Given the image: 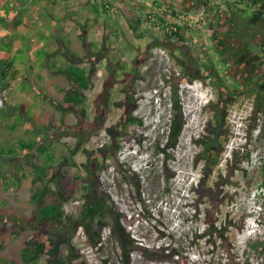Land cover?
Instances as JSON below:
<instances>
[{
  "label": "rangeland",
  "instance_id": "374dc122",
  "mask_svg": "<svg viewBox=\"0 0 264 264\" xmlns=\"http://www.w3.org/2000/svg\"><path fill=\"white\" fill-rule=\"evenodd\" d=\"M233 1L225 0L226 6L219 5L220 10H224L221 21L225 22V29L235 41L229 50L220 48L224 64L217 62L213 49L219 47L206 38V28L200 29L199 23H181L183 33L189 29L188 35H194L197 42L194 49H199L200 45L203 51L208 50L212 62L217 64L222 83L216 82L214 77L201 79L185 73L179 58L186 62V51L181 52L176 45L167 42L155 28H147L143 22L128 24L116 18L112 25L121 30L119 37L107 38V42L114 40L113 47L103 48V42L98 38L102 28L95 29L94 35L90 36V42L100 47L96 59H104V62H100L99 76L95 77L91 90L83 94L85 101L78 106L79 111L73 107L61 110V98L73 90L66 86L48 95L50 98L42 104L43 110L35 112L32 107H22L21 111L13 106L14 99H8L18 97L17 91L13 92L15 88L2 85L0 81V143L28 139L33 136L29 130L36 129L40 142L51 145L52 153L58 158L56 163L62 154L78 147L80 151L73 158L75 166L70 169V174L81 175L88 181L98 180L99 191L110 196L124 216V225L135 238L155 248L177 243L173 246L181 250L183 263L209 264L212 249L206 241L215 240L218 233L213 231L210 235L208 225L215 223L218 228L226 222L232 224L229 237L235 247L233 259L236 264H244L246 260L250 264H264V245L257 251L250 247L257 241L264 244V134L259 133L264 117L254 110L255 95H241L244 86H249L263 74L264 61L256 67H236L227 57V54L233 56L240 47L243 52L259 54L258 45L264 44V26L249 27L247 22L252 10L240 6L246 11L239 13ZM0 2V28L11 36L26 40L21 36L26 33V28L29 31L27 20L30 19L25 10L19 17L12 1ZM177 3L180 4L178 9L188 16L196 11L191 15L196 20L204 14L199 6L191 10L182 0ZM213 3H209L204 14L210 24L215 14ZM7 17L13 21H8ZM25 19L27 22L23 23ZM33 21L38 26V20ZM58 26L49 21L33 28L30 34L34 42L42 43L52 39ZM206 26L209 28L208 24ZM4 38L1 32L0 41ZM6 44L10 43L7 41ZM1 47L4 52L8 49L6 45ZM37 49L34 44L31 46V52L36 55ZM4 52L0 53V71L5 70L2 60L9 57ZM12 52L16 57L15 65H21L20 60L27 55V50L13 49ZM29 84L25 83L26 88ZM225 86L238 93L229 94ZM173 90L181 101L186 123L176 149L168 152L170 158L164 162L165 157L157 154L156 143L165 139ZM77 100L81 101L83 97L78 95ZM128 100V110L131 104L136 105L132 113L136 123L127 128L129 140L119 138L120 149L115 155L114 149L109 148L113 137L107 133V128L114 127V133H117L122 106ZM215 114L223 118V134L217 150L219 163L212 167L199 158L202 148L197 141L210 135L206 128L215 126ZM22 115L29 117V127L18 118ZM13 124L19 125L11 130L9 127ZM38 146L31 152V157L36 156ZM115 157L119 166L115 164ZM29 158L0 156V264H25L21 260L23 241L32 230L28 228L21 238L13 239L9 216L28 219L31 215L32 206L28 200L32 178L27 170L15 171L30 161ZM23 173L26 177H22ZM82 193V183H79L72 199L64 206L67 213L78 215L83 204ZM201 234L205 236L199 238ZM102 239V249H91L86 235L78 228L73 245L81 255L79 261L103 264L107 258L109 264H121L107 229L103 231ZM226 257L219 246L214 251L212 263H223ZM133 258L134 264H145L137 255ZM39 264L46 263L43 260Z\"/></svg>",
  "mask_w": 264,
  "mask_h": 264
},
{
  "label": "trees",
  "instance_id": "16d2710c",
  "mask_svg": "<svg viewBox=\"0 0 264 264\" xmlns=\"http://www.w3.org/2000/svg\"><path fill=\"white\" fill-rule=\"evenodd\" d=\"M232 4L235 6L236 11L242 14L245 13L246 9L252 10V15L247 22L249 27L264 26V0H234ZM154 6L155 9L161 10L165 14H168L166 11H170L171 16L174 18L179 17L178 19H181L184 16L178 11L164 8L159 3ZM240 6H245L246 9L240 8ZM165 14L163 16L152 15L158 21L155 22L153 20L151 22L153 23L152 26L157 31L162 30L164 37L184 39L182 25L168 22ZM258 47L260 49L259 54L245 51L241 55L240 61L251 67H256L262 63L264 61V44L259 43ZM2 61V66H4L5 70L0 71V81L6 80L7 72L14 64V60L10 56ZM64 71L71 78V82L77 85L78 90L73 89L66 95L60 103L61 110H66L69 107L78 110V106L85 101L83 94L92 88L91 79L95 75L96 69L92 67L87 71L72 66L66 67ZM201 79H204V77ZM78 95L83 97V100H77ZM241 95L245 97L255 95L254 110L264 117V72L255 80H252L249 86H244ZM123 104V113L118 122L117 133H114V127L107 128V133L113 137L109 148L114 149L115 155L120 149V139L129 140L127 137L128 126L136 123V118L132 115L136 105L134 103L131 104L128 110L127 105L130 104V101H125ZM167 115L168 123L164 129V142L156 143L157 154L165 157L164 162L170 158L168 152L176 149L186 123L183 107L175 90H173L171 96ZM22 122L25 123V120H22ZM18 125L13 124L9 128L14 130ZM26 127H29L28 124ZM29 132L33 136L28 139L18 138L15 143L9 142L4 145L0 143L1 157L19 159L31 157V152L39 145L36 156L29 158L30 161L25 162L26 164H21L15 170L16 173L27 170L32 178V190L28 200L32 206L30 217L25 219L15 215L9 216V220L12 223L11 235L13 239L18 240L21 238L24 231L28 228L32 230V233L23 241L24 248L21 251L23 263L39 264L44 260L46 264H85L84 261H79L81 255L75 250L73 245L74 234L78 228H81L82 233L87 237L88 246L96 250L102 249V233L107 229L108 237L114 244V250L121 264H134V255H137L138 260L143 261L145 264H188L180 260L181 250L173 246V244L177 243H170L167 246L155 248L146 246L135 238L124 225V216L114 205L110 196L106 192L99 191L100 184L98 180L88 181L81 175L70 174V169L75 166L73 158L80 151L78 147L62 154L58 163H56L58 158L52 153L51 145H44L40 142V134L36 129L29 130ZM259 133L261 135L264 134V124L260 127ZM84 151L86 152V150ZM217 156L218 153L211 152V156L208 157V162L210 160L213 161L211 163L212 167L219 163ZM115 162L116 166H119L117 157H115ZM22 177H26V174L23 173ZM168 178L166 177V180ZM79 183H82L83 204L78 215L74 216L72 213H67L64 210V206L72 199ZM49 225L53 227L47 229L46 227ZM231 226L232 224L226 222L218 226V228L215 223L208 225L207 231H211L210 235L214 234L213 231L218 233L215 240L206 241L212 249L209 264H213L214 251L219 246L227 256L225 261L223 263L219 262V264H236L233 259L235 247L229 237ZM204 236L201 234L199 238ZM218 241L219 246L217 245ZM263 245L262 242L257 241L252 243L250 247L253 251H257ZM109 261L106 258L103 260V264H109ZM244 264L250 263L246 260Z\"/></svg>",
  "mask_w": 264,
  "mask_h": 264
},
{
  "label": "crops",
  "instance_id": "0c3cea01",
  "mask_svg": "<svg viewBox=\"0 0 264 264\" xmlns=\"http://www.w3.org/2000/svg\"><path fill=\"white\" fill-rule=\"evenodd\" d=\"M1 5L0 2V6ZM44 6L48 8L47 10L50 16L41 17L42 15L39 14ZM28 7L31 6L28 5ZM163 7L166 8L165 6ZM66 9V6H52L49 8L46 2H42L32 7L30 10L27 9L25 15H27L30 20H27L29 21L27 22L25 19L23 23L27 22L29 24V31L28 28H26V33L21 34L26 40L11 36L7 31L3 30V28L0 29V33H4L5 36L4 41L3 39L0 41V45H6L8 47L6 52H4V49L1 47L0 53H7L10 58L12 57L14 60L13 67L7 72L6 80H1V83L2 85H10V87L15 88L13 92L17 91L18 97L15 98L14 96H10L8 99H14L13 106L20 108L21 111H23L22 107H32L35 112L43 110L42 104L45 100H48V95L57 93L58 90H62L65 86L73 87V89L77 91V85L71 82V78L64 71L66 67L73 66L87 71L94 67L96 73L91 79L93 86L95 77L99 76L98 71L100 62H104V59L101 61L96 59L100 47L98 45L94 46V43L90 42V36L94 35L95 29L102 28V34L98 38H101L105 50L109 49L110 45L113 47L112 44L114 43V40H110V43L107 42V38L116 39L119 37L121 30L119 31L117 26L115 27L112 25L115 20L93 21L94 18L89 16L90 18L88 21H84V18L81 19L78 16H72L71 18L67 14ZM35 19L38 20V26L32 23ZM49 21L58 23L59 25L52 39H45L42 43L34 42L30 34L31 30L39 26H44V24ZM93 22L94 25H91ZM100 25H102V27H99ZM7 41L10 44H6ZM33 44L38 47V55L31 52V46ZM13 49L27 50V55L20 60L21 65H15L16 57L12 54ZM27 82L30 84L26 88L25 83ZM8 94L10 95L11 93ZM63 100L64 98H61V101ZM2 101H4V98ZM18 118L25 120V123H23L27 126L29 122V117L27 115L25 118L23 115Z\"/></svg>",
  "mask_w": 264,
  "mask_h": 264
},
{
  "label": "flooded vegetation",
  "instance_id": "af4514ba",
  "mask_svg": "<svg viewBox=\"0 0 264 264\" xmlns=\"http://www.w3.org/2000/svg\"><path fill=\"white\" fill-rule=\"evenodd\" d=\"M12 1L14 7L17 9V14L22 16L24 14L22 10L24 9L27 12V9H31L32 7L39 5L40 3L46 2L49 7H57V6H66L67 14L72 18L73 17H80L81 19L84 18V21H88L90 17L94 18L93 21H108V20H115L119 18L123 22H128V24L133 23H141L143 22L147 28H152L151 22L155 20L158 22L156 17L152 15H160L163 16L165 14L161 10L155 9V4L159 3L162 6H165L169 10H175L182 13L184 16L181 19L174 18L171 16L170 11H166L165 18L168 22L173 23H185L187 25L190 24H197L199 23L200 29L206 28V38L211 40L212 44L217 45L220 49L222 48L225 50L230 49V45L235 43L234 38L232 37L229 30L225 29V22L221 21L224 16V10H220L221 6L225 4V0H182V2L194 10V6H199L204 11V14L207 12V6L209 3H213L212 9L214 10L215 14L213 16L212 24L205 18L203 14L198 20L194 19L192 14H195L196 11H193L190 16L188 14L180 11L177 6H180L177 1L179 0H9ZM84 4V5H83ZM87 4V5H86ZM27 5V6H26ZM31 6V7H28ZM150 6V7H149ZM181 6H184L181 4ZM210 6V5H209ZM232 6V5H231ZM154 7V8H152ZM46 6L42 7L39 14L41 17L50 16ZM188 10V9H187ZM226 11V10H225ZM187 12V11H186ZM86 16V17H85ZM90 16V17H89ZM154 17V18H153ZM100 18V19H99ZM8 19V18H7ZM8 21L12 22V19H8ZM209 25V28L206 26ZM182 25V24H181ZM206 26V27H205ZM183 27V26H182ZM154 28V27H153ZM1 29V28H0ZM156 29V28H155ZM184 29V28H183ZM182 29V30H183ZM212 29V30H211ZM189 30V29H188ZM188 30L186 33L182 32L184 39H169L168 37H164L165 40L171 44L176 45L181 52L186 51V62L183 63V58H179V62L183 64V69L185 73L190 75L196 76V78L204 79H212L213 77L216 79V82L222 83V78L219 77L218 68L216 67L217 64L214 65L212 62V58L208 55V50L203 51L202 47L198 45L197 50H195V42L194 35H188ZM158 33L163 34L162 30L158 31ZM209 34V35H208ZM154 36V35H153ZM228 46V47H227ZM148 47V46H147ZM207 47L206 49H208ZM146 49V48H145ZM214 48L213 51L215 52V56L218 59L217 62L219 64L226 63L225 61L221 60V50ZM244 52L242 51V47H240L233 56L230 57V54H227L228 58H231L232 62L235 63V66L242 67L246 66L243 62L240 61V57ZM226 55V54H225ZM12 58V57H11ZM225 90H228L229 94L234 92L237 94L238 91H233L228 89L225 86ZM217 115V116H216ZM215 126L208 125L206 130L207 133L210 135H205L202 139L198 140L197 143L202 148L200 159H204L207 163H212L213 161L210 160L208 162V157L211 156V152H218V148L221 146V138L223 134V118L221 115L215 114L214 115Z\"/></svg>",
  "mask_w": 264,
  "mask_h": 264
},
{
  "label": "bare ground",
  "instance_id": "6f19581e",
  "mask_svg": "<svg viewBox=\"0 0 264 264\" xmlns=\"http://www.w3.org/2000/svg\"><path fill=\"white\" fill-rule=\"evenodd\" d=\"M191 112H193V111H191ZM245 238V236H243V239Z\"/></svg>",
  "mask_w": 264,
  "mask_h": 264
}]
</instances>
